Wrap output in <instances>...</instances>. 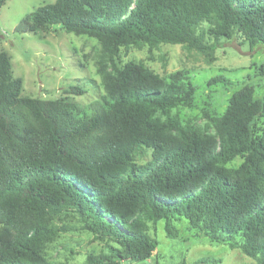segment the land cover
I'll list each match as a JSON object with an SVG mask.
<instances>
[{
	"label": "trees",
	"instance_id": "obj_1",
	"mask_svg": "<svg viewBox=\"0 0 264 264\" xmlns=\"http://www.w3.org/2000/svg\"><path fill=\"white\" fill-rule=\"evenodd\" d=\"M53 25L97 40L102 94L84 106L22 96V79L0 49V264H63L47 249L59 235L55 222L68 227L69 217L105 242L88 264L149 259V229L161 220L169 238H187L175 226L185 221L194 238L264 264V93L255 97L241 83L209 133L172 112L193 98L189 73L161 76L121 61L130 47L181 45L206 64L233 39L264 48V0H54L14 32ZM256 76L264 78V64ZM213 83L230 84L223 75Z\"/></svg>",
	"mask_w": 264,
	"mask_h": 264
},
{
	"label": "rangeland",
	"instance_id": "obj_2",
	"mask_svg": "<svg viewBox=\"0 0 264 264\" xmlns=\"http://www.w3.org/2000/svg\"><path fill=\"white\" fill-rule=\"evenodd\" d=\"M53 2L6 0L0 8V49L9 55L13 75L22 79V96L66 98L84 106L102 94L93 64L100 51L97 40L67 33L57 25L33 33L14 32L21 19L36 8ZM238 43V39H233L230 45L216 49L215 61L211 64H206L201 54L181 45H161L152 51L146 47H130L126 52L122 49L121 61H141L161 76L176 71L189 73L194 87L193 98L189 104L172 112L178 115L182 124L213 133L212 118L222 115L230 93L241 83L251 85L255 97L264 93V78L256 76L258 68L264 64V48L255 50L247 43ZM218 75H223L230 84H207L208 79ZM69 86L82 87L85 92L78 96L68 94ZM240 162L241 159L236 158L231 164L236 166ZM66 219L68 227L55 222L59 235L48 245V259L63 264H88V256L97 257L107 251L105 242L81 230L76 218ZM184 222L176 221L175 226L184 229L185 240L167 237L163 221L157 222L149 229L151 238L156 241V249L149 259L133 264H256L237 249L194 238V231L187 229ZM202 258L216 263H198Z\"/></svg>",
	"mask_w": 264,
	"mask_h": 264
}]
</instances>
